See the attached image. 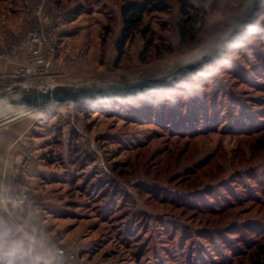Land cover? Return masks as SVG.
<instances>
[{"label": "rangeland", "instance_id": "374dc122", "mask_svg": "<svg viewBox=\"0 0 264 264\" xmlns=\"http://www.w3.org/2000/svg\"><path fill=\"white\" fill-rule=\"evenodd\" d=\"M149 1L59 0L63 22L77 32L66 48L81 45L88 58L60 70L49 88L164 73L212 46L249 2L194 0L206 8L207 19L197 39L181 46L180 5L152 0L167 11L150 9L144 16L143 27L154 33L151 44L136 34L116 67L99 42L109 36L107 28L121 36L124 4ZM44 2L0 0V33L20 27L30 5L39 10ZM219 61L229 68L223 77L205 69L154 93L59 104L25 116L35 125L20 150L22 160L0 184V218L9 219L8 205H16L37 226L39 243L59 249L64 264H252L264 245V6ZM24 109L0 112V129ZM24 191L31 197L28 209L16 203ZM46 192L55 213L41 207Z\"/></svg>", "mask_w": 264, "mask_h": 264}, {"label": "water", "instance_id": "95a60500", "mask_svg": "<svg viewBox=\"0 0 264 264\" xmlns=\"http://www.w3.org/2000/svg\"><path fill=\"white\" fill-rule=\"evenodd\" d=\"M263 6L264 0H251L247 14L229 29L224 39L217 45L219 47L214 48L211 55L205 56L194 64L187 62L169 72L152 77L100 82L85 87L59 86L37 89L19 85L11 90L1 92L0 102L4 101L16 106L24 105V110L31 112L65 103L82 106L131 99L179 86L187 79L205 70V65L214 64L230 53L240 38L256 23L257 17L263 11Z\"/></svg>", "mask_w": 264, "mask_h": 264}, {"label": "built area", "instance_id": "2783aa9c", "mask_svg": "<svg viewBox=\"0 0 264 264\" xmlns=\"http://www.w3.org/2000/svg\"><path fill=\"white\" fill-rule=\"evenodd\" d=\"M39 10L31 6L19 17L20 27L0 33V62L6 69L0 71V93L23 85L27 88L47 89L55 70L64 69L88 58L87 49L81 47L68 53L63 45L54 19L58 10L53 0H47ZM33 3V2H32ZM32 18H28V16ZM31 197L19 193L16 203L28 209Z\"/></svg>", "mask_w": 264, "mask_h": 264}, {"label": "crops", "instance_id": "0c3cea01", "mask_svg": "<svg viewBox=\"0 0 264 264\" xmlns=\"http://www.w3.org/2000/svg\"><path fill=\"white\" fill-rule=\"evenodd\" d=\"M18 1L19 0H17V1L15 0V3H17ZM53 2L57 6V2H59V0H53ZM19 6H16V9L14 11H16V12L20 11L21 9L19 8ZM63 12H65V11H62V12H61V10L58 11L57 16L54 19V27L56 28L58 35L60 36V40H61V43L63 45V51H66V49L67 50H75V49L81 48L80 47L81 45L75 46L74 48H66V41L68 39L72 40L73 39L72 37H74L73 34H75L77 32H73L74 29H71V28H73L72 25L65 24L63 22ZM104 26H106V23L104 24ZM77 30H79V29H77ZM80 30L85 31L86 28L82 27V29H80ZM85 32H88V31H85ZM115 32L116 31H114L112 33L110 32L109 36L107 37V40H106L107 41L106 46H107V49L109 52V56L112 58L113 57L117 58L116 43H117L119 36H120V31L118 33L117 32L115 33ZM71 35H73V36H71ZM84 36L85 35H82V33H81L80 36H78V37H80L81 40H84L86 42V45H88L89 41L85 40ZM102 41L99 42V48H101V46H102ZM94 42H95V40L93 42H91L93 44V46H94ZM95 44H96V42H95ZM4 69H6L5 64L0 62V71H2ZM60 70H62V69L55 70V72H53L54 77H57L59 75L58 72ZM38 110H40V109H38ZM38 110H34L31 112L24 110V111H21L15 115H12L11 116L12 118L11 117L6 118V119H4V121H2L4 127H2L0 129V184H1V186L4 183L3 180L6 177V175H9L11 172H13V163L17 160H18V162L20 160H22L21 158H19L20 157V150L24 144L29 142L27 140L28 139V133L31 131L32 126L35 125V122H33V121L28 122L30 120L28 117L25 118V116H27L28 114H32L34 112H37ZM22 118H24V119H22ZM16 120H20V121H16ZM10 122H12V123H10ZM14 122L16 123V125H12ZM18 125H19V127H18ZM13 126L16 127L15 130H14ZM11 128L13 131H15V133L11 134ZM30 177H32V175ZM33 178L34 177L31 178V181L35 180V178L34 179ZM35 182H36V180H35ZM34 184L36 185V183H34ZM35 185H33L32 187H34ZM34 190H36L35 187H34ZM39 190L40 189L38 187V192H40ZM51 201H52V198L46 192V196L43 198L44 203L42 202L44 204V206H41V207H43L45 210H49L52 213H55L54 206H51L53 204V201H52V203H50ZM8 207L10 210V215H9L10 218L6 219V222L8 224H10V225H19V224L28 225L30 232H31V235H33L36 239V246L38 248L44 247L45 245L48 244V242L46 243V241H45L46 244L45 243L44 244L39 243V241L37 240V234H36V229H35V227H37V226L35 225V227H33L31 223H29L25 218H23L20 215V212H19L16 205L11 204V205H8ZM0 215H2L1 214V204H0ZM4 216H5V213H4ZM0 219H2V218H0Z\"/></svg>", "mask_w": 264, "mask_h": 264}, {"label": "trees", "instance_id": "16d2710c", "mask_svg": "<svg viewBox=\"0 0 264 264\" xmlns=\"http://www.w3.org/2000/svg\"><path fill=\"white\" fill-rule=\"evenodd\" d=\"M176 1L180 5V14L182 16V21L178 25L179 43L181 46H186L191 42H194L200 35V33L203 31L208 13L206 8L197 4L194 0ZM150 9H153V11L160 12L167 11L166 8L160 7L159 3L152 0L142 5L126 3L121 7L120 12L123 18L124 25L121 32V36L116 43V67L123 59L127 45L134 40L136 34H140L142 38L146 41V44H151L152 35L154 33L152 32V29L147 27L144 28L142 25L144 16L149 13ZM106 31L109 34L110 29L107 28ZM148 35H150V37H148ZM106 40L107 37L104 36L102 41L104 45L106 44ZM167 51L171 52L172 47H168ZM251 260L252 264H264V245H259L256 248Z\"/></svg>", "mask_w": 264, "mask_h": 264}, {"label": "clouds", "instance_id": "9594fccd", "mask_svg": "<svg viewBox=\"0 0 264 264\" xmlns=\"http://www.w3.org/2000/svg\"><path fill=\"white\" fill-rule=\"evenodd\" d=\"M209 46L202 51L192 53L187 62L196 63L212 54ZM211 76L223 77L229 68H222V62L205 65ZM61 251L55 247L36 246V239L31 235L28 225H10L0 219V264H64Z\"/></svg>", "mask_w": 264, "mask_h": 264}, {"label": "bare ground", "instance_id": "6f19581e", "mask_svg": "<svg viewBox=\"0 0 264 264\" xmlns=\"http://www.w3.org/2000/svg\"><path fill=\"white\" fill-rule=\"evenodd\" d=\"M250 5H251V0H249V2H248V4H247V7H246V9L244 10V12L242 13V15L235 21V23H233V25L232 26H230L229 27V29H231L238 21H240L246 14H247V12H248V10H249V8H250ZM229 29L212 45V46H217L219 43H220V41L222 40V39H224V37H225V35L227 34V32L229 31ZM184 63H187V61L186 62H184ZM183 63V64H184ZM182 65V64H181ZM180 66V65H179ZM176 67H178V66H176ZM175 67V68H176ZM172 69H174V68H172ZM172 69H169V70H167V71H165V72H169V71H171ZM164 72V73H165ZM12 106H14V104H8V103H5L4 101H2V102H0V112H3V111H6V110H8L9 109V107H12ZM16 106V105H15Z\"/></svg>", "mask_w": 264, "mask_h": 264}]
</instances>
